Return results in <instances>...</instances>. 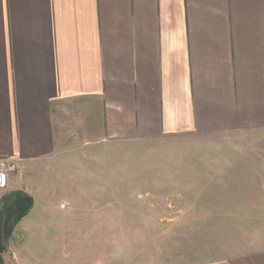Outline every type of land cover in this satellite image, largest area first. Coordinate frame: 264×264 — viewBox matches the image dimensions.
Returning <instances> with one entry per match:
<instances>
[{
  "label": "crops",
  "instance_id": "0c3cea01",
  "mask_svg": "<svg viewBox=\"0 0 264 264\" xmlns=\"http://www.w3.org/2000/svg\"><path fill=\"white\" fill-rule=\"evenodd\" d=\"M246 133L264 139V0H0V159L15 166L0 206L33 198L4 264L75 261L39 247L81 243L64 228L97 210L99 176L55 170L73 142ZM260 139L255 156L209 159L216 211L264 212ZM193 264H264V250Z\"/></svg>",
  "mask_w": 264,
  "mask_h": 264
},
{
  "label": "rangeland",
  "instance_id": "374dc122",
  "mask_svg": "<svg viewBox=\"0 0 264 264\" xmlns=\"http://www.w3.org/2000/svg\"><path fill=\"white\" fill-rule=\"evenodd\" d=\"M259 139L246 133L73 142L72 160L55 170L99 176L100 194L85 201L97 210L86 213L85 229L64 226L70 237L84 235L81 243L39 247L55 260L68 251L73 264H193L264 250V212L216 211L225 207L209 192L224 182L208 179L209 159L255 156ZM66 199V206L76 200Z\"/></svg>",
  "mask_w": 264,
  "mask_h": 264
},
{
  "label": "trees",
  "instance_id": "16d2710c",
  "mask_svg": "<svg viewBox=\"0 0 264 264\" xmlns=\"http://www.w3.org/2000/svg\"><path fill=\"white\" fill-rule=\"evenodd\" d=\"M33 198L24 191H13L2 197L0 206V264L3 252L16 224L29 212Z\"/></svg>",
  "mask_w": 264,
  "mask_h": 264
},
{
  "label": "built area",
  "instance_id": "2783aa9c",
  "mask_svg": "<svg viewBox=\"0 0 264 264\" xmlns=\"http://www.w3.org/2000/svg\"><path fill=\"white\" fill-rule=\"evenodd\" d=\"M14 169V164H10L4 159H0V189H4L8 186L9 173Z\"/></svg>",
  "mask_w": 264,
  "mask_h": 264
}]
</instances>
